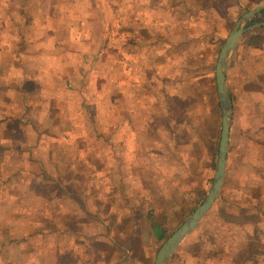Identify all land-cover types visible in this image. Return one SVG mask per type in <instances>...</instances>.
<instances>
[{"label": "rangeland", "instance_id": "374dc122", "mask_svg": "<svg viewBox=\"0 0 264 264\" xmlns=\"http://www.w3.org/2000/svg\"><path fill=\"white\" fill-rule=\"evenodd\" d=\"M252 1H256L255 4H249ZM85 2L60 0L57 9L53 0L46 8L53 13L63 12L67 17L85 19L90 15L99 21L94 5L89 0ZM133 2H138V7H145L131 14ZM148 2L155 11L150 22H147ZM262 3L264 0H105L97 4L103 11L101 18L106 39L100 34L104 29L101 24L92 26L94 59H89L91 73L84 82L75 69H70L77 89L66 90L60 84L56 91H34L32 103L35 102L36 107L45 105L40 117L43 125H39L38 108L32 107L33 112L23 113L19 94L10 105L9 93H0V120L4 116L10 119L0 125V144L10 146L6 155L0 152V161L6 156L5 166H0L1 221L8 222L12 218L18 224L29 216L28 223L14 229L17 233L26 229L30 232V223L36 215L31 212L32 207L39 205L46 221L55 217L47 211L54 202L62 204L56 212L60 216L58 219H62L59 220L61 224L65 221L70 225H82L85 215L91 211L93 215L99 212L105 216L104 222L109 225L115 217L113 211H117L115 209L122 200L117 176L123 158L116 146L119 140L127 138V134L123 133L122 137L115 131L121 119L118 117L117 121V106L126 109L128 100L136 139L143 136L154 139L156 144L148 145L139 154L124 156L129 163L125 166L136 177L154 173L158 178L150 179L156 186L152 195L149 194L152 189H147V180L139 179L133 195L120 211L128 222L116 230L127 238L119 237L118 241L132 248V256L118 264H154L165 241L154 240L150 226L144 228L141 225L147 221L149 209L155 207L152 220L166 225L169 238L209 193L217 168L222 131V111L215 81L217 59L236 23ZM262 17L251 24L264 23ZM60 42L56 49H63V61L69 57V63H76L70 59V55L75 54L70 52L71 43ZM135 45L139 49L133 53ZM50 58L51 54L46 53L39 62L45 68L52 60ZM34 70L30 69V72ZM45 79L51 81L50 74L45 75ZM49 87L52 85H47ZM127 88L130 93H126ZM132 106L135 112H131ZM16 115H21V120L16 119ZM31 120L34 127L44 130L46 149L41 154L47 157V153L53 151V168L63 175L61 184L65 187L71 184V194L78 199L71 201L65 193L51 195L50 190L41 189L37 196L31 195L30 189L39 184V178L27 176L36 173L33 171L39 173V167L24 159L28 154L30 160L36 155L39 157V148L29 151V146L35 147L38 139L31 132ZM26 126L29 128L25 132ZM247 132L250 131L234 132V147L221 196L200 231L187 240L172 264H233L238 245L247 247L245 251L241 247L237 249L240 263L249 256L264 254L261 244L264 239V133ZM211 158L214 161L212 167ZM21 171L24 175L18 178ZM160 176L164 178L160 179ZM185 194L187 197L181 199L180 195ZM87 208L90 209L87 211ZM43 212L39 211V219ZM161 216L167 219L161 221ZM129 217H133L134 225L139 228L128 226ZM93 230V227L89 229L90 232ZM96 230L99 231L98 227ZM100 232L104 237L109 233L104 227H100ZM106 243L102 249L107 251V264H117L122 253L116 251L115 244L109 239ZM96 250H99L98 254L102 251L100 247Z\"/></svg>", "mask_w": 264, "mask_h": 264}, {"label": "crops", "instance_id": "0c3cea01", "mask_svg": "<svg viewBox=\"0 0 264 264\" xmlns=\"http://www.w3.org/2000/svg\"><path fill=\"white\" fill-rule=\"evenodd\" d=\"M179 1L182 2V0ZM52 2L53 0H0V93H9L10 105L13 103L15 95L19 94V99H21L22 102L21 107L24 111L23 113L27 111L31 113L38 108L39 118L44 114L45 105L42 104L36 107L34 105L35 102L32 103V96L36 95L35 93L39 91L40 93L41 91H47V89L50 91L54 89L53 91H56V87L60 84H63L66 90L77 89V86L73 82L75 80L72 77L73 72L70 69H75L79 76L82 77L83 81L86 82L87 75L91 73L89 71L91 68L89 64L90 58L92 57V60L94 59L92 51V26L101 24L104 29L100 31V34L106 39L105 25L101 18L103 11H100L99 6H97V4L105 2V0H89L100 16L99 21H96L95 18L90 15L84 19L76 18V16L67 17L63 12H49L46 6L47 4L52 5ZM82 2L83 4L86 3L85 0H82ZM255 2L252 1L249 4H255ZM54 3L55 5L57 4L58 9L60 0H54ZM137 3L138 2H133V5L131 4L132 8L129 10L131 14L145 7H138ZM148 4L149 2L146 7L150 11L147 13L148 18L145 17L148 19L147 22H150V18H152L151 16L155 11ZM182 4L184 5V2ZM185 5H187V3H185ZM263 15L264 13L262 16ZM52 24H55L53 28ZM56 26L57 28H54ZM59 40L71 43L73 47L70 49V52L75 54L74 56L73 54L70 55V59L76 60V63H69V57L63 61V49H56L57 45L62 43ZM138 49L139 48L136 47L133 48V51H130L134 53ZM29 53L32 55L29 56ZM46 53L51 54L50 59L52 60L49 62V65L44 68L43 64L39 62V59ZM30 69L35 70L30 72ZM47 74H50L51 81L45 79V75L47 76ZM30 76H32L31 79L29 78ZM21 83H23V85ZM226 83L233 109L230 134V165V156L234 147V132L236 130L248 129L251 133H260V135L264 133V26L250 29L238 41L230 58ZM47 85H52V87L47 88ZM34 91L36 92L34 93ZM125 91L126 93H130L128 88L125 89ZM131 92H133V90ZM20 94L22 95L21 98ZM53 94H56V92H53ZM46 96L49 97L48 93ZM133 96L134 94L132 97ZM83 98L85 99L86 96H83ZM40 99L42 100V98H39V100ZM129 106L130 103L128 100H126V109H120V107L117 106V121L118 117L121 119L117 123V126H115V131L117 135L122 134V137H124L123 133L127 134V138L119 140V145L116 146L118 153L122 155L121 157L123 158V165H121V170L117 176L119 180L118 190L122 191L120 192L122 200L118 208L115 209L117 211H113V213L115 212V217L111 223L107 225L104 222L105 216L101 215L98 211V215H93L90 211L89 214L85 215V223L82 225H70L65 221L61 224L59 220L62 219H58L60 216H57L56 212L60 211L62 204H55L54 202H51L47 211L49 210L55 217L46 221L41 207L39 205L34 206L35 208L32 207L31 212H36V215H38H35L30 223L32 224L30 232L26 229L25 232L22 231L21 233H17L16 229H14L18 225L21 227L28 223L30 221L29 216L26 217L23 215V217L26 218L18 224L10 217L8 222L1 221L0 216V264H107V258L105 257L107 251L105 252L104 249H102V247H106V239L113 242L116 251H120L123 255L120 256L121 258L117 259V264L132 256V248L118 241L119 237L124 239L127 238L125 234L116 230L120 226H125L128 222L127 219L120 214V211L127 205L128 198L133 195L134 186L140 181L139 179L143 178V180H147L146 186L147 189H152L149 193L152 195V192H156V186L150 183V179L156 180L158 177L154 175V173L136 177L133 171L131 173L127 171L125 163H129L125 160V157L148 148V145L152 146L156 144L154 139H145L143 136L142 138L136 139L135 123L134 121H130L132 120L130 119L132 115L129 113ZM32 107H35V109L32 110ZM132 107L133 109L131 112H135L134 106ZM18 113L20 114V110ZM6 114L7 113L4 115ZM34 116L38 117V115ZM21 118V115L20 117L16 115V119L21 120ZM6 119L10 120L4 116V118L0 120V125L6 123ZM30 123L33 125L31 126V132L36 135L38 139L35 147L29 146V151L33 152L35 149L39 148V157L36 155V157L30 160V154L24 156L25 161H27L26 163L34 165L36 168L39 167V173L33 171L36 173L27 175L32 179L39 178V184L36 183V185H33L36 188L30 189V191H32L31 195L37 196L40 192L39 189H41L50 190L51 195L55 193H65L67 194L65 196H69L68 198L71 199V201L78 199L71 194V190L73 189L71 184L66 185V187L65 184H61L60 179H62L63 175H61V172L57 173L53 168L55 167L53 151L50 150V152L47 153V157L41 154L42 150L46 149L43 142L44 130L41 127H34L36 125H34L32 120L29 124ZM39 125H43V118L39 119ZM28 128L29 126L24 128L25 132ZM69 130L70 129L67 131ZM129 133L131 135H129ZM9 148L10 146L8 145L5 147V145L0 144V152L5 155L6 152L10 150ZM19 149H22V147ZM5 158L6 156L4 157V161L3 159L0 161V166H5ZM213 164L214 161L211 158L210 166L212 167ZM56 174L57 177H55ZM23 175L24 173L22 171L17 174L18 178H22ZM0 178H2V176ZM159 178L163 179L164 177L160 176ZM175 178L179 179L177 176H175ZM200 188L202 189L201 186ZM187 195L188 194L180 195V198L184 199ZM100 199L102 200V198ZM102 202L104 203V201H101V203ZM183 204H185V202H183ZM150 207H152V205H150ZM19 208L22 209V207ZM89 209L90 208H87V211ZM112 210H114V208H112ZM39 211L43 212L41 213V219H39ZM152 211H155V207L149 209L147 221L142 223L141 227L146 228L150 226L149 229L154 236V240H156L152 230L153 225L160 224L163 228H165L166 225L162 222L154 221V219L152 220ZM174 212L177 211L175 210ZM161 217V221L167 219V217ZM129 218L130 222L128 226L131 228H134V226L135 228H139V225H134V220H132L133 217ZM205 220L203 222H206ZM92 227L94 230L90 232L89 229ZM97 227L99 229L98 232L96 230ZM100 227H104L109 231L105 237L101 235ZM201 227L202 225L197 232L200 231ZM136 232L139 236V229ZM130 234L133 236V232ZM243 238L247 239L245 236H243ZM261 244L264 245L263 238ZM96 247L101 248L102 251L100 254H98L99 250H96ZM240 247V245L236 246L235 250ZM241 248V250L245 251L247 247L244 246ZM179 250L169 264H172ZM235 250L234 253L237 255H233V264H264L263 253H261L263 256L258 253L249 256L245 259L246 261L244 263H240L238 262V250ZM104 258H106V263Z\"/></svg>", "mask_w": 264, "mask_h": 264}, {"label": "water", "instance_id": "95a60500", "mask_svg": "<svg viewBox=\"0 0 264 264\" xmlns=\"http://www.w3.org/2000/svg\"><path fill=\"white\" fill-rule=\"evenodd\" d=\"M263 13L264 3L257 5L241 17L221 48L215 69V80L218 101L222 111V131L213 185L204 202L182 224V226L164 242L157 254L154 264L170 263L176 252L197 232L221 196L229 165L230 134L233 118L232 102L226 83L230 58L238 41L245 33L254 27L264 26V23L255 25L251 24L254 19L256 20L260 18Z\"/></svg>", "mask_w": 264, "mask_h": 264}, {"label": "trees", "instance_id": "16d2710c", "mask_svg": "<svg viewBox=\"0 0 264 264\" xmlns=\"http://www.w3.org/2000/svg\"><path fill=\"white\" fill-rule=\"evenodd\" d=\"M261 22H264V15L262 17ZM152 230H153L154 235L156 237V241L162 242V241H166L168 239L166 228H163L160 224H154Z\"/></svg>", "mask_w": 264, "mask_h": 264}]
</instances>
